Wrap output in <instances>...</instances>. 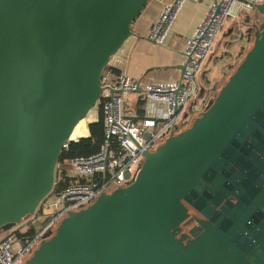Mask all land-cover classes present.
<instances>
[{"label":"water","instance_id":"1","mask_svg":"<svg viewBox=\"0 0 264 264\" xmlns=\"http://www.w3.org/2000/svg\"><path fill=\"white\" fill-rule=\"evenodd\" d=\"M147 1L0 0V232L51 190ZM255 7L264 19V0ZM252 41L190 125L144 151L127 185L69 212L23 264H264V21Z\"/></svg>","mask_w":264,"mask_h":264},{"label":"built area","instance_id":"2","mask_svg":"<svg viewBox=\"0 0 264 264\" xmlns=\"http://www.w3.org/2000/svg\"><path fill=\"white\" fill-rule=\"evenodd\" d=\"M261 1L212 0L199 26L185 40L183 70L176 80L141 84L124 70L114 75L110 70L114 55L111 57L102 72V90L97 103L102 109V140L98 150L90 155L64 160L67 169L62 184V167L57 161L54 184L34 213L27 215L20 224L1 232L0 264L22 263L69 212L86 207L102 192L127 185L135 177L144 151H152L169 135L176 134L192 122L193 116L212 98L209 95L200 109L193 104L200 91L197 75L213 50L224 19L232 20L233 27L243 30L248 17L251 27L256 29L260 26V19L255 17V5ZM184 2L173 0L163 3L144 37L155 44H162ZM130 94L142 101L143 114L139 117L125 111ZM79 139L71 138L62 150H67L71 141ZM30 229L34 233L28 237L25 233Z\"/></svg>","mask_w":264,"mask_h":264},{"label":"crops","instance_id":"3","mask_svg":"<svg viewBox=\"0 0 264 264\" xmlns=\"http://www.w3.org/2000/svg\"><path fill=\"white\" fill-rule=\"evenodd\" d=\"M171 1L173 0L147 1L140 14L131 24L132 34L119 47L111 60L110 68L112 69V74L115 75L119 71L124 70L131 79L137 80L141 84L151 81L176 80L180 77L185 40L199 26L212 0H185L163 43L155 44L144 36L157 17L162 4ZM255 17L260 19L259 25H261L264 21L263 17L257 11L255 12ZM245 23L247 29L251 30L252 24L249 22L248 17L245 18ZM232 28L233 21L229 20L228 27L222 34V37L218 40L216 39L213 50L204 60L199 75V94L203 93L204 87H207L205 84H220L225 81L226 77L233 70L232 62L227 58L217 70L214 67L217 57L223 55L227 57L229 54H232V58L235 56L236 45L234 43L236 39L230 42L231 45L229 44V47L224 42V40H228L229 34L233 30ZM230 48L233 50L232 52H229ZM138 104H140L142 109V101L137 100L134 94H130L128 103L125 105L126 113L135 117L141 116L143 113L138 109Z\"/></svg>","mask_w":264,"mask_h":264},{"label":"rangeland","instance_id":"4","mask_svg":"<svg viewBox=\"0 0 264 264\" xmlns=\"http://www.w3.org/2000/svg\"><path fill=\"white\" fill-rule=\"evenodd\" d=\"M255 11H257L255 9ZM228 18L224 19L223 23H222V28L221 30L218 32L216 39H220L222 37V34L224 33V31L226 30V28L228 27V23H229ZM252 24V23H251ZM251 30L247 29L246 26L243 27V30L238 29V27H233V30L231 31V33L229 34V38L228 40H224V42L228 45V47L231 45L230 42L235 40L234 45H236L235 48V56L234 58H232V54H229L227 57L225 55L221 56V57H217L216 61H215V69L217 70V68L222 65L225 61L226 58L230 59V62H232V68L234 69L235 66L237 65L236 63H239V61L244 57L246 51L250 48V46L252 45V40H253V31H254V27H250ZM248 30V31H247ZM246 32V33H245ZM239 34V35H238ZM238 35V36H237ZM237 37V38H236ZM247 37V38H245ZM224 39V38H223ZM246 39V40H244ZM230 44V45H229ZM233 44V43H232ZM233 45V47H234ZM232 47V48H233ZM233 50L230 48L229 52H232ZM226 54V53H225ZM231 67V66H230ZM199 75L200 72L197 75V82L199 83ZM224 84V81L221 82L220 84H216V83H212V84H205L207 86V88L209 89V91H207L206 89H204L203 93L201 94H197L195 100L193 101V104H197L198 108L200 109L201 106L205 103L206 98L211 95V97L213 96V93L215 94L216 91L219 89L220 86H222ZM210 92L208 95H205L206 93ZM211 102V100H210ZM201 111V110H200ZM200 113H197L195 116H193L194 118L197 117ZM97 118V108H93L92 110H90L87 115L86 118L83 120V124L81 123L80 125H82V127H84L83 129V134L87 135L88 134V129H87V125L89 124V121H93L96 120ZM193 118V119H194ZM193 121V120H192ZM190 124V123H189ZM188 124V125H189ZM188 125H184L182 129L186 128ZM81 134V135H83ZM3 233V232H2ZM1 234V232H0ZM37 247V246H36ZM35 247V248H36ZM34 248V249H35ZM33 249V250H34ZM27 259V258H26ZM25 259V260H26ZM24 260V261H25ZM24 261L20 264H23Z\"/></svg>","mask_w":264,"mask_h":264},{"label":"trees","instance_id":"5","mask_svg":"<svg viewBox=\"0 0 264 264\" xmlns=\"http://www.w3.org/2000/svg\"><path fill=\"white\" fill-rule=\"evenodd\" d=\"M110 70H112L110 68ZM206 89V88H204ZM206 91V90H205ZM204 91V92H205ZM138 109L142 111L140 104H138ZM97 108V118L93 122L88 124V135L85 137H81L78 141H71L69 143L67 150H62L58 162L61 163L62 170L60 172L62 184L64 182L65 171L67 169V165L64 163V160L76 157V156H86L96 152L99 148L100 142L102 140V109L101 104L96 105ZM205 108V107H204ZM202 109L201 111H203ZM200 111V112H201ZM198 112V113H200ZM193 120V119H192ZM93 139H95L93 141ZM56 176V171H55ZM33 230H28L25 234L30 237L33 234Z\"/></svg>","mask_w":264,"mask_h":264},{"label":"bare ground","instance_id":"6","mask_svg":"<svg viewBox=\"0 0 264 264\" xmlns=\"http://www.w3.org/2000/svg\"><path fill=\"white\" fill-rule=\"evenodd\" d=\"M86 118V117H85ZM84 118V119H85ZM84 119H82L81 121H79L78 122V124L75 126V128H74V130H73V133L71 134V138H77V137H79V136H83L84 134H83V129H84V127H82V125H80L81 123L83 124V120ZM84 125V124H83ZM87 129H88V127H87ZM81 134H83V135H81Z\"/></svg>","mask_w":264,"mask_h":264},{"label":"flooded vegetation","instance_id":"7","mask_svg":"<svg viewBox=\"0 0 264 264\" xmlns=\"http://www.w3.org/2000/svg\"><path fill=\"white\" fill-rule=\"evenodd\" d=\"M185 231H186V229H185Z\"/></svg>","mask_w":264,"mask_h":264}]
</instances>
